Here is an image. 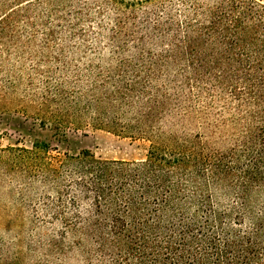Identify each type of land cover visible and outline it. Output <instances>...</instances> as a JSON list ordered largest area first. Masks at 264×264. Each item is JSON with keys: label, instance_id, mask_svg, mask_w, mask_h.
<instances>
[{"label": "trees", "instance_id": "1", "mask_svg": "<svg viewBox=\"0 0 264 264\" xmlns=\"http://www.w3.org/2000/svg\"><path fill=\"white\" fill-rule=\"evenodd\" d=\"M71 1L0 0V72L10 77L0 94L17 89L11 51L29 48L39 24L49 46L58 9ZM103 1L128 20L150 3L153 21L138 36L127 28L131 43L114 32L108 67L87 69L84 88L52 84L46 70L32 114L57 128L88 118L146 141L147 153L127 161L84 151L52 167L37 141L8 148L12 166H25L13 175L24 181L21 199L43 195L45 215L59 225L42 249L75 264L73 253L88 259L94 251L97 264H264V2L179 0L178 20L171 0ZM115 25L126 28L120 17ZM55 59L66 60L60 72L70 67ZM45 223L31 229L46 233Z\"/></svg>", "mask_w": 264, "mask_h": 264}, {"label": "rangeland", "instance_id": "2", "mask_svg": "<svg viewBox=\"0 0 264 264\" xmlns=\"http://www.w3.org/2000/svg\"><path fill=\"white\" fill-rule=\"evenodd\" d=\"M198 1L209 4L217 0ZM168 2L167 5L173 4L172 11L178 20L182 19L179 0ZM154 9L150 3L137 5L128 20L127 12L117 11L103 0H72L66 7L58 9L63 18L60 22H55L56 34L49 41V46L44 45V28L39 24L35 28L30 47L19 45L11 51L10 58L6 59L8 68L15 71L17 89L2 93L5 95L0 94V264H75L71 261L64 262L65 255L62 253L42 249V244L53 235L57 236L59 225L45 215L43 205L47 201L43 195L39 194L40 197L32 203L21 199L19 192L25 188L24 181L13 175L17 172L22 177L26 173L25 166L22 163L16 164L15 168L12 166L8 148L30 149L32 143L37 141L44 148L46 161L52 167H58L66 154L76 155L84 151L108 160L132 161L145 158L148 143L144 140L94 127L88 118L77 123L68 122L58 128L53 125L42 126L39 117L32 113L37 110L43 93V74L46 70H49L52 84L57 79L66 81L67 91H71L72 87H86L89 83L87 69L99 73L101 67H108L105 61L112 57V52L105 48L112 44L114 32L123 41L131 43L133 37L128 35L126 29H132L135 36L143 33L141 30L146 25L145 22L153 21L149 13ZM158 13L161 14L160 11ZM118 17L125 21L126 28L120 29L115 25ZM54 19L57 20L56 17ZM19 29L26 42L31 31L27 22L22 21ZM61 46L65 47L63 52L60 50ZM62 55L68 60L70 67H67V71L60 72L63 61L66 60L55 58ZM70 71L72 72L69 73ZM9 78V75L0 72V81ZM30 86L33 89L31 93L27 91ZM19 103L27 107L26 112L18 107ZM49 196L54 198L53 193H49ZM44 220L46 233L31 229L37 224L42 226ZM64 242L69 245V238L65 237ZM67 248L65 250H71L69 246ZM79 253H73L79 264H97L101 259V255L95 251L88 259H84Z\"/></svg>", "mask_w": 264, "mask_h": 264}]
</instances>
